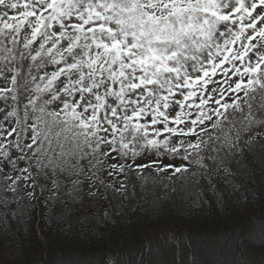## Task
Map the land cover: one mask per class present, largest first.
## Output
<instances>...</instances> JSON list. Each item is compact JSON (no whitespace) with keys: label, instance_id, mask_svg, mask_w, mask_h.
<instances>
[{"label":"snow or ice","instance_id":"snow-or-ice-1","mask_svg":"<svg viewBox=\"0 0 264 264\" xmlns=\"http://www.w3.org/2000/svg\"><path fill=\"white\" fill-rule=\"evenodd\" d=\"M241 168L264 188V0H0V222L149 181L199 206ZM161 255L204 264L191 233Z\"/></svg>","mask_w":264,"mask_h":264},{"label":"trees","instance_id":"trees-1","mask_svg":"<svg viewBox=\"0 0 264 264\" xmlns=\"http://www.w3.org/2000/svg\"><path fill=\"white\" fill-rule=\"evenodd\" d=\"M240 173L234 180L236 192L210 191L199 206L190 205L192 192H170L149 181L123 206L102 201L65 208L57 203L51 213L38 207L31 218L11 216L0 222V264H68L69 254L81 250L92 264H98L101 255L107 259L110 252L122 264L138 262L141 254L150 264H160L165 258L161 246L172 233H191L204 264H244L245 258L253 261L252 253L259 259L264 188L249 179L244 168ZM72 244L79 247L73 249ZM149 249L152 256L147 255Z\"/></svg>","mask_w":264,"mask_h":264},{"label":"rangeland","instance_id":"rangeland-1","mask_svg":"<svg viewBox=\"0 0 264 264\" xmlns=\"http://www.w3.org/2000/svg\"><path fill=\"white\" fill-rule=\"evenodd\" d=\"M80 210H78V212H79Z\"/></svg>","mask_w":264,"mask_h":264}]
</instances>
